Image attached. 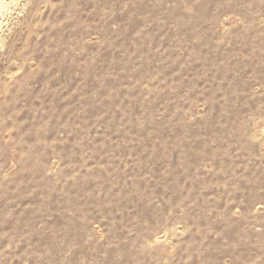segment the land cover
I'll use <instances>...</instances> for the list:
<instances>
[{
    "label": "rangeland",
    "instance_id": "obj_1",
    "mask_svg": "<svg viewBox=\"0 0 264 264\" xmlns=\"http://www.w3.org/2000/svg\"><path fill=\"white\" fill-rule=\"evenodd\" d=\"M0 264H264V0H5Z\"/></svg>",
    "mask_w": 264,
    "mask_h": 264
},
{
    "label": "bare ground",
    "instance_id": "obj_2",
    "mask_svg": "<svg viewBox=\"0 0 264 264\" xmlns=\"http://www.w3.org/2000/svg\"><path fill=\"white\" fill-rule=\"evenodd\" d=\"M4 3H5V0H0V7L3 6Z\"/></svg>",
    "mask_w": 264,
    "mask_h": 264
}]
</instances>
